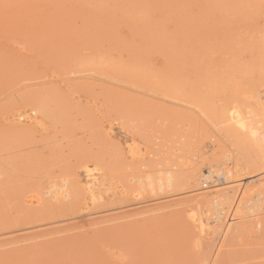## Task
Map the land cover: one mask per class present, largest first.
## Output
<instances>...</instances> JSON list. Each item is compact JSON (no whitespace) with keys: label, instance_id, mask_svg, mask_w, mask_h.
Here are the masks:
<instances>
[{"label":"rangeland","instance_id":"rangeland-1","mask_svg":"<svg viewBox=\"0 0 264 264\" xmlns=\"http://www.w3.org/2000/svg\"><path fill=\"white\" fill-rule=\"evenodd\" d=\"M233 106L262 124L264 0H0V264H264V207L207 236L188 216L222 183L195 185L190 159L220 156ZM87 163L124 193L88 205ZM164 170L156 196L129 182Z\"/></svg>","mask_w":264,"mask_h":264},{"label":"bare ground","instance_id":"bare-ground-1","mask_svg":"<svg viewBox=\"0 0 264 264\" xmlns=\"http://www.w3.org/2000/svg\"><path fill=\"white\" fill-rule=\"evenodd\" d=\"M22 104L31 108L32 116L40 117L41 119L46 117L45 105L34 97H23ZM225 110L226 111H222L225 112L228 124L227 127L224 128L223 134L228 141L227 147L223 149L220 156L211 163H205L202 159H190L191 163L189 169H193L194 175L192 179L195 185H197L198 181L203 182L209 180V182L202 185L205 188L208 184L216 182L210 180L212 176H215V174L222 176V179L220 178L222 183H219L220 188L217 192L201 198L204 205L202 207L192 206L188 212L192 226L197 230L200 236H207L209 234L211 224L219 227L221 234L227 231L230 226H232V222H234L231 215L229 217L227 216V220L225 219L227 215L226 212L230 206H233L231 211L233 214H230H232V216L235 214L236 220L252 217L255 215L254 212L258 214L264 207V179L259 178V176H256L257 181L254 180L253 186L251 185L247 188V196H241L239 198L241 194L243 195V192L240 191V194L234 201V194L236 193L235 184L238 183V181L234 180V174L245 170H255L256 173V171L262 170L259 168L260 166L264 167V120L262 124L254 122L253 120L249 121L251 117L243 114L244 112L242 113L241 106L240 108L233 106ZM263 113L264 112H262V114ZM130 150L131 148H129V151ZM130 152L133 156V150ZM204 155H207V153ZM83 170L85 184L79 188V191L81 190L82 194L85 196L84 199L88 205L98 204L102 202L106 196L121 195L124 193L123 189L115 186L116 183L109 182L103 176L102 169L98 165H88L87 163L84 164ZM157 175L158 177L156 178L149 176L138 179L130 178L129 182L137 185V191H146L147 193L149 191V193L155 194V196L157 192L164 193L172 189L177 183L176 174L174 175L171 170L158 171ZM50 183L44 193L49 199L57 202V200H64V198L69 199L71 197L70 195L72 192L68 179L58 178V181H52ZM32 201H35V203L39 202L38 199L34 197L31 199V202ZM256 224L258 228L261 223L257 221Z\"/></svg>","mask_w":264,"mask_h":264},{"label":"snow or ice","instance_id":"snow-or-ice-1","mask_svg":"<svg viewBox=\"0 0 264 264\" xmlns=\"http://www.w3.org/2000/svg\"><path fill=\"white\" fill-rule=\"evenodd\" d=\"M15 7H23L21 5H4V9H5V12H4V18H5V22L7 23L8 20H9V13H8V9L9 8H15Z\"/></svg>","mask_w":264,"mask_h":264}]
</instances>
